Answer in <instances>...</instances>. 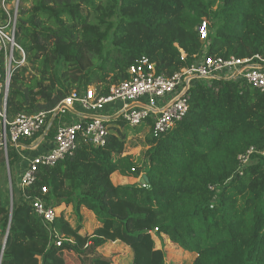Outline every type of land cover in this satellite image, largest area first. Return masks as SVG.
<instances>
[{
	"label": "trees",
	"instance_id": "obj_1",
	"mask_svg": "<svg viewBox=\"0 0 264 264\" xmlns=\"http://www.w3.org/2000/svg\"><path fill=\"white\" fill-rule=\"evenodd\" d=\"M20 1L16 40L27 64L12 73L10 117L46 110L49 124L72 91L96 84L107 95L143 57L156 73L171 76L205 51L264 56V0ZM204 21L206 39L199 31ZM189 95L183 119L147 137L142 163L124 154L129 126L121 115L103 118L105 145L79 137L73 155L41 167L25 188L13 182L20 156L9 145L13 201L6 175L0 176V264H111L98 249L121 233L130 236L137 264H167L152 237L136 238L141 226L196 253L192 264H264V92L217 76L197 81ZM69 119L59 113L46 137L54 138L59 121ZM251 148L255 158L243 166L239 156ZM6 162L0 151V165ZM116 172L146 174L148 181L114 185ZM36 198L55 208L73 205L78 216L84 207L101 228L86 242L70 240L73 229L60 215L53 235L33 208ZM55 234L69 238L58 246Z\"/></svg>",
	"mask_w": 264,
	"mask_h": 264
},
{
	"label": "built area",
	"instance_id": "obj_2",
	"mask_svg": "<svg viewBox=\"0 0 264 264\" xmlns=\"http://www.w3.org/2000/svg\"><path fill=\"white\" fill-rule=\"evenodd\" d=\"M20 0H1L0 8V151L8 161L9 145L19 150L21 142L33 139L48 124L50 111L36 113H18L10 117L8 113L9 87L13 70L27 64V53L17 42L18 9ZM201 38L208 37V25L204 21L199 27ZM183 56L184 53H183ZM129 78L114 83L107 95L98 93L94 86L83 90H74L54 109L62 116L70 115L69 121H59L54 136V147L44 153L27 158V166L20 176L22 188L30 186L36 179L41 167L54 166L61 160L73 155L79 137L94 145H105L108 129L101 113L108 109V118L121 115L128 126L147 125L151 134H160L172 129L183 119L189 110V92L197 81H210L213 77L234 80H246L254 88L264 92V56L256 54L251 57L223 58L202 53L193 64L168 76L155 72L149 58L137 60L129 68ZM79 106L91 118L75 119L74 108ZM50 123V122H49ZM251 148L240 155L242 165L250 164ZM146 186V184H142ZM35 212L42 218L46 227L56 233L53 226L58 216L56 208L42 199L32 202ZM64 238L55 234L52 242L60 246Z\"/></svg>",
	"mask_w": 264,
	"mask_h": 264
},
{
	"label": "rangeland",
	"instance_id": "obj_3",
	"mask_svg": "<svg viewBox=\"0 0 264 264\" xmlns=\"http://www.w3.org/2000/svg\"><path fill=\"white\" fill-rule=\"evenodd\" d=\"M21 2V1H20ZM28 6L32 5V0L27 3ZM94 85L96 89L97 87ZM127 133V144L124 154L131 155L132 160L137 163H142L145 156V151L149 148L146 140L151 135L150 128L147 125L143 126H129ZM254 153L250 155V163L254 160ZM254 157V158H253ZM8 180V186L10 189V195L12 192V177L10 173L9 163L6 162L5 166L0 165V176H5ZM142 177H129L124 176L118 172L111 176V182L114 185H136L141 184L140 178ZM13 182L16 186L20 187V176L16 177V170L13 176ZM56 213L58 216L62 215L73 229L72 236L66 237L61 235L64 239L70 240L81 239L86 240L92 235L96 234L101 228V224L96 219L94 213L86 208H81L80 215L78 216L74 210L73 205H61L56 207ZM130 225V224H129ZM80 227L79 230H76ZM137 232L136 238H140L141 235H149L152 237L155 248H162L166 254L167 264H192L196 258V253L189 252L182 247L174 244L170 241L167 235H158L154 231L148 229L146 226L135 228ZM98 253L105 258L111 260V264H137V252L130 242V236L125 233H121L115 240L109 239L104 245L98 249Z\"/></svg>",
	"mask_w": 264,
	"mask_h": 264
},
{
	"label": "crops",
	"instance_id": "obj_4",
	"mask_svg": "<svg viewBox=\"0 0 264 264\" xmlns=\"http://www.w3.org/2000/svg\"><path fill=\"white\" fill-rule=\"evenodd\" d=\"M108 109L106 112L101 113L102 117H108ZM74 118L75 119H83L87 120L91 118V114L84 111L82 108L77 106L74 108ZM46 128L44 134L40 135L37 139L33 140L31 143H27L26 141L21 142V147L17 150L20 159L16 166V177L21 176L23 169L25 168L22 166L24 163H27V158H30L33 155L44 153L50 151L54 147V138H47V132L50 128ZM8 162V161H7Z\"/></svg>",
	"mask_w": 264,
	"mask_h": 264
},
{
	"label": "water",
	"instance_id": "obj_5",
	"mask_svg": "<svg viewBox=\"0 0 264 264\" xmlns=\"http://www.w3.org/2000/svg\"><path fill=\"white\" fill-rule=\"evenodd\" d=\"M57 115H58V111H56V112L54 113V115L52 116L48 128H50V127L52 126V124H53V122H54V120H55V118H56ZM147 181H148V177H147V175H146V174L142 175V177L140 178V182H141V184H146ZM11 201H13V198H12V197H11Z\"/></svg>",
	"mask_w": 264,
	"mask_h": 264
}]
</instances>
